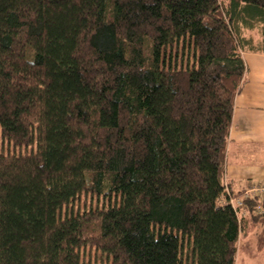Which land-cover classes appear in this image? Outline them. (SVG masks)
I'll use <instances>...</instances> for the list:
<instances>
[{"label": "trees", "instance_id": "trees-1", "mask_svg": "<svg viewBox=\"0 0 264 264\" xmlns=\"http://www.w3.org/2000/svg\"><path fill=\"white\" fill-rule=\"evenodd\" d=\"M256 34L264 0H0V140L31 147L0 150V264H82L85 247L236 264L243 231L264 243V202L225 171ZM82 194L102 205L62 217Z\"/></svg>", "mask_w": 264, "mask_h": 264}, {"label": "rangeland", "instance_id": "rangeland-1", "mask_svg": "<svg viewBox=\"0 0 264 264\" xmlns=\"http://www.w3.org/2000/svg\"><path fill=\"white\" fill-rule=\"evenodd\" d=\"M255 44L257 47L261 44L262 49L264 50V37H260ZM229 145L230 147H228L229 151H227L225 165V171L229 177V183L233 185L234 183L236 184L237 181H241L240 183H242V185H247V183L249 184L250 182H257L258 179H252L254 181H249L246 180V177H254V173L251 171H256L255 168L264 165V143L257 142L256 144H253L250 141L245 142L243 140L238 143L237 139L233 138ZM0 150L5 154L25 155L31 152V147L28 149L14 148L12 146L9 147L0 140ZM233 167L237 169L242 168L243 174L241 177L230 171V168ZM256 184L264 186V182H257ZM102 202L103 200L101 197L97 198L96 196H91L89 194H82L77 201L62 209L61 216L64 217L65 215L69 216L89 209H97V207L102 205ZM258 207L260 210L257 208L256 214L260 216L264 215V205L260 204ZM189 255L190 249L185 245L182 259L185 260L186 256L189 257ZM81 262L82 264H109L107 256L102 255L95 249L89 247L82 248ZM236 264H264V243L256 242V237L252 232L246 233V230L242 232L237 244Z\"/></svg>", "mask_w": 264, "mask_h": 264}, {"label": "crops", "instance_id": "crops-1", "mask_svg": "<svg viewBox=\"0 0 264 264\" xmlns=\"http://www.w3.org/2000/svg\"><path fill=\"white\" fill-rule=\"evenodd\" d=\"M259 38L258 35L254 37L255 43ZM253 46L246 48L240 54L245 66V74L240 92L234 102L227 151L233 138L237 139L238 143L241 140L250 141L253 144L264 143V50L261 44L257 48ZM255 169L256 171H251L255 178L249 176L246 180L258 179L257 182H264V165ZM230 171L240 177L243 174L242 168L233 167ZM228 178L226 173V180H229ZM240 182L237 181L234 184L238 188L237 191L242 192L246 185Z\"/></svg>", "mask_w": 264, "mask_h": 264}, {"label": "built area", "instance_id": "built-area-1", "mask_svg": "<svg viewBox=\"0 0 264 264\" xmlns=\"http://www.w3.org/2000/svg\"><path fill=\"white\" fill-rule=\"evenodd\" d=\"M256 183L257 182H250L248 185H246L245 189L241 192L242 199L249 200V199H254L255 197H259L260 200L264 202V186L257 185ZM231 204H233L234 207L236 206V204L240 205L237 201L234 202L232 200H231ZM258 210H260V208Z\"/></svg>", "mask_w": 264, "mask_h": 264}]
</instances>
